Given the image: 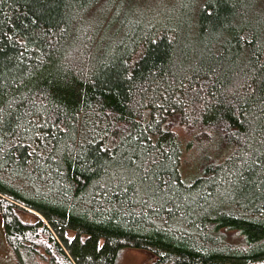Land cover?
Segmentation results:
<instances>
[{
    "label": "trees",
    "instance_id": "1",
    "mask_svg": "<svg viewBox=\"0 0 264 264\" xmlns=\"http://www.w3.org/2000/svg\"><path fill=\"white\" fill-rule=\"evenodd\" d=\"M124 3L0 0L15 263L264 264V0Z\"/></svg>",
    "mask_w": 264,
    "mask_h": 264
},
{
    "label": "rangeland",
    "instance_id": "2",
    "mask_svg": "<svg viewBox=\"0 0 264 264\" xmlns=\"http://www.w3.org/2000/svg\"><path fill=\"white\" fill-rule=\"evenodd\" d=\"M124 1V6H120L121 10L125 13L128 12L132 17L138 11H144L147 13H155L156 11H162L166 9V5L163 6V0H121ZM152 15V14H149ZM19 219L22 222H31L33 217L29 213L17 212ZM150 260L149 253L136 249H123L119 254L117 264H148ZM0 264H16L12 256L9 246L5 243L2 230L0 227Z\"/></svg>",
    "mask_w": 264,
    "mask_h": 264
}]
</instances>
